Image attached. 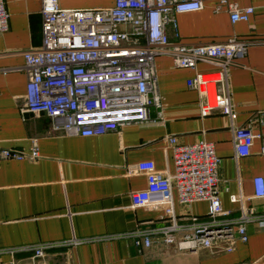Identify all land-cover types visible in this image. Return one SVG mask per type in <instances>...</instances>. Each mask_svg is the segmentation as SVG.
<instances>
[{"label": "crops", "instance_id": "obj_1", "mask_svg": "<svg viewBox=\"0 0 264 264\" xmlns=\"http://www.w3.org/2000/svg\"><path fill=\"white\" fill-rule=\"evenodd\" d=\"M4 1L9 29L0 35V150L29 153L35 143L38 158L0 161V264H264V224L259 222L246 226L247 241L236 242L230 253L167 246L159 240L138 253L130 240H93L164 223L161 209H131L129 195L146 187L137 163L152 162L159 171L174 172L170 137L179 145L203 140L214 146L220 158L218 198L229 218L241 208L264 215V198H254L253 187L255 178L264 179L261 141H254L249 156L236 159L232 144L234 128L250 126L254 134L264 133L253 121L264 114V0H229L253 8L248 22L231 23L227 13L214 12L215 1L206 0L202 10L177 14L175 28L166 29L169 42L184 45L221 44L233 37L247 43L245 56L228 71L233 121L215 112L202 118L201 96L186 85L194 72L174 67L162 55L154 64L161 120L97 137L49 135L44 114L22 113L27 84L22 53L41 45V3ZM59 1L62 8L74 9L65 4L69 0ZM110 5L107 0L101 7ZM196 70L211 74L216 68L198 63ZM151 117L157 118L156 111ZM231 197L242 201L233 203ZM173 203L180 224L193 217L208 220L207 202L183 206L174 192ZM71 239L85 242L51 249L41 259L20 250Z\"/></svg>", "mask_w": 264, "mask_h": 264}, {"label": "built area", "instance_id": "obj_2", "mask_svg": "<svg viewBox=\"0 0 264 264\" xmlns=\"http://www.w3.org/2000/svg\"><path fill=\"white\" fill-rule=\"evenodd\" d=\"M206 0H112V5L89 9H66L59 0H40L42 41L39 49L22 53L27 84L22 113L44 114L50 122L48 134L66 137H97L131 124L158 123L162 104L154 68L158 56H167L174 67L188 69L194 76L186 81L200 94L202 118L220 113L234 119L231 104L229 68L242 59L247 43L237 37L221 44L184 45L169 42L166 29L175 28L177 14L202 10ZM216 2L214 12H225L231 23L248 22L253 8H240L229 0ZM9 29V15L0 0V35ZM198 63L212 65L211 74L199 73ZM156 111V119L151 112ZM264 127V114L253 119ZM255 140L251 127L234 128V157H247ZM174 172L159 171L152 162H140L137 173L144 175L146 187L129 195L130 208L161 209L165 221L157 227L142 226L131 232L99 237L95 241L130 240L138 253L154 240L184 249H220L232 252L236 242H246V226L264 224V215L247 213L243 208L235 218L222 209L218 198L217 170L220 158L214 146L203 140L179 145L168 139ZM38 158L34 143L29 153L0 150V161ZM254 198H264V179L253 180ZM180 205L207 202L208 220L197 217L180 224L174 212L173 193ZM231 197V202H241ZM84 240L37 244L20 250L43 258L47 251L75 247Z\"/></svg>", "mask_w": 264, "mask_h": 264}, {"label": "rangeland", "instance_id": "obj_3", "mask_svg": "<svg viewBox=\"0 0 264 264\" xmlns=\"http://www.w3.org/2000/svg\"><path fill=\"white\" fill-rule=\"evenodd\" d=\"M107 0H69L66 1L65 4L71 7H74V9L77 8H98L101 7V4L106 3ZM103 7V6H102Z\"/></svg>", "mask_w": 264, "mask_h": 264}]
</instances>
